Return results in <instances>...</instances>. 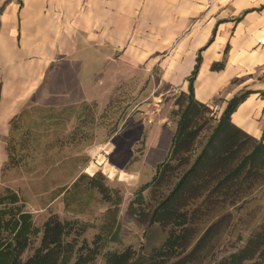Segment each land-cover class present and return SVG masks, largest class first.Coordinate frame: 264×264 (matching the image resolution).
Here are the masks:
<instances>
[{"label": "crops", "instance_id": "crops-1", "mask_svg": "<svg viewBox=\"0 0 264 264\" xmlns=\"http://www.w3.org/2000/svg\"><path fill=\"white\" fill-rule=\"evenodd\" d=\"M199 57L197 99L221 114L231 98L250 91L232 121L260 139L264 0H0V186L14 117L32 108L104 109L127 79L160 82L156 99L166 104L147 137L149 148L158 144ZM219 62L224 67L214 69ZM62 189L51 201L63 202Z\"/></svg>", "mask_w": 264, "mask_h": 264}, {"label": "rangeland", "instance_id": "rangeland-1", "mask_svg": "<svg viewBox=\"0 0 264 264\" xmlns=\"http://www.w3.org/2000/svg\"><path fill=\"white\" fill-rule=\"evenodd\" d=\"M157 84H160L158 80L145 75L141 79L124 80L113 89L111 102L104 109L91 103L89 111L84 113L81 108L79 112L72 108L58 111L32 108L24 115L15 133L16 158L19 160L8 169L4 186H0L3 189L8 185L20 193L23 210L32 214L34 226L39 228L31 235L24 259L40 245L44 223L53 214L69 221L87 223L82 239L89 242L99 232L104 233L105 242L95 264H109L110 250L123 252L129 247L134 252L131 264H142L148 262L153 249L165 242L170 226L145 224L148 218L143 219L134 211L139 204L132 205L142 187L152 180L157 165L165 160L176 125L168 117L162 127L165 138L158 144L152 142L150 148L147 146L151 124L159 116L158 110L166 104L165 100L158 102L156 99ZM213 110L220 116L215 108ZM80 114H84L81 124ZM114 160L117 164L113 163ZM97 172L103 174V179H99L111 188L110 200L102 198L97 190L91 192L85 177L73 186L80 175L93 176ZM62 185L72 189L69 198L79 197V200L70 201L71 205L65 198L63 202L51 201L55 189ZM143 195L144 206H147L150 188H146ZM242 199L234 205L238 209L235 218L224 217L228 209L222 205L209 209L204 206L202 213H198L199 222L194 223L196 230L212 216L215 217L208 223H214L216 227L204 249L191 257L187 264H214L212 256L225 254L231 242L241 238L237 236L239 234L243 237L237 243L242 244L248 230L264 221V184ZM75 229L69 240L75 237L78 231L77 227ZM194 237L185 251H192L198 235ZM74 261L75 258L67 264Z\"/></svg>", "mask_w": 264, "mask_h": 264}, {"label": "trees", "instance_id": "trees-1", "mask_svg": "<svg viewBox=\"0 0 264 264\" xmlns=\"http://www.w3.org/2000/svg\"><path fill=\"white\" fill-rule=\"evenodd\" d=\"M200 66L199 57L188 79V90H181L174 97L169 117L176 125L171 135L169 152L165 160L157 165L152 180L142 187L132 204H139V208L134 211L143 219L148 218L145 224L170 226L165 242L153 249L148 262L142 264H187L191 257L204 249L216 227L214 223H208L215 217L212 216L196 230L194 223L198 224V213H202L204 206L209 209L210 206L222 205L228 209L223 216L235 218L238 209L234 205L238 200L247 198L264 184V133L258 139L232 121L233 112L250 91L231 98L225 110L217 116L210 104L196 97L195 80ZM223 67L224 62L214 65V69ZM89 105L81 106L82 113L89 111ZM27 113L23 111L12 119V133L8 140L9 161L5 172L19 160L16 158L15 133ZM81 115L80 124L84 114ZM113 163L117 164L115 160ZM84 177L88 179L91 192L97 190L105 200L111 199V188L99 179H103L101 172L93 176L82 174L73 186ZM146 188H150V196L149 204L144 206L143 191ZM62 190L68 205L72 204L70 201L79 200V197L69 198L71 188L65 186ZM20 202L23 203L18 191L8 186L0 190V264H67L73 258V264H95L105 242L104 233L99 232L89 242L86 238L82 239L87 223L62 219L59 214L47 219L40 245L24 259L31 235L36 234L39 228L34 226L32 214L24 211V205ZM239 220L242 221V218ZM75 227L78 231L69 240ZM235 233L236 229L233 230ZM196 234L198 239L192 251H185ZM237 236L243 237L242 234ZM240 239L231 242L230 251L219 257L212 256L214 264H264V221L252 226L243 243L238 245ZM110 251L109 264L132 263L134 252L131 247L123 252Z\"/></svg>", "mask_w": 264, "mask_h": 264}]
</instances>
